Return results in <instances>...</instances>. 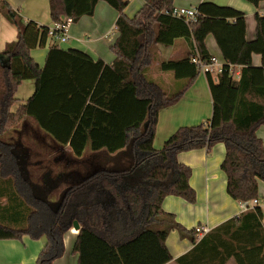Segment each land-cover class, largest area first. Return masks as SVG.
Wrapping results in <instances>:
<instances>
[{
    "label": "trees",
    "instance_id": "1",
    "mask_svg": "<svg viewBox=\"0 0 264 264\" xmlns=\"http://www.w3.org/2000/svg\"><path fill=\"white\" fill-rule=\"evenodd\" d=\"M47 1L52 22L66 17L77 22L92 15L99 0ZM104 1L118 12L112 63L53 41L42 67L31 50L46 45L48 26L24 20L0 1L1 14L17 30L16 39L0 51V199L5 200H0V239L45 235L36 264H51L62 254L63 235L76 220L77 264H165L172 259L165 239L176 229L193 242L176 264H225L230 258L236 264H264L259 206L221 222L199 239L194 229L186 230L161 206L167 195L195 200L191 168L176 155L210 149L217 142L225 146L220 168L229 196L241 202L258 196V180L264 181V147L256 135L264 125V15L255 13L256 37L247 40L245 13L231 6L203 1L196 7L197 21L190 23L164 13L173 0H143L133 17L124 12L127 0ZM246 1L257 5L262 0ZM209 34L224 61L215 77L206 73L211 116L204 123L177 128L156 149L159 110L175 103L197 77L193 58L202 64L212 61L205 44ZM179 38L189 42L186 54L160 59L158 45L171 46ZM253 54L260 55L259 66L253 65ZM152 69L171 73L180 87L169 92L149 74ZM25 79H34L35 90L11 112L14 94ZM27 119L54 145L67 147L75 160L88 148L95 171L43 195V181L33 177L50 170H36L41 164L29 159L27 146L13 135L16 125ZM89 165L83 166L89 170ZM65 166L67 171L74 163ZM6 210L13 219H4Z\"/></svg>",
    "mask_w": 264,
    "mask_h": 264
},
{
    "label": "crops",
    "instance_id": "2",
    "mask_svg": "<svg viewBox=\"0 0 264 264\" xmlns=\"http://www.w3.org/2000/svg\"><path fill=\"white\" fill-rule=\"evenodd\" d=\"M5 1L9 3L14 10H17L24 20H34L39 25L46 26H50L53 23L49 15L47 0ZM127 1L128 3L124 12L128 17H133L143 5V0ZM203 1L231 6L244 12L246 21L245 38L247 40H253L256 37L254 15L256 12L264 15V0L259 1L257 5H253L246 0H173V6L196 8ZM117 16L118 12L116 9L110 6L106 1L99 0L95 5L93 14L82 16L77 22H73L68 28V39L58 44L63 49L73 48L85 51L94 59L99 58L105 63L110 64L115 58L111 46L118 36L115 27ZM16 35L17 30L15 25L9 22L0 12V51L3 50L7 42L15 40ZM53 41L48 45L46 43L44 47H36L31 50L32 57L40 67L44 65L48 48ZM205 44L208 52L213 56L217 65L222 66L224 61L221 52L211 34L207 35ZM189 49L190 45L188 40L179 38L171 46L166 47L158 45V55L160 59H178L184 56ZM252 63L255 66H259L261 64L260 55L253 54ZM155 64L157 65V63ZM233 70L238 77L240 67H236ZM217 73L218 72H213L210 74L215 77ZM149 74L164 82L169 92L176 91L180 87V80H175L171 73L152 69ZM34 90V79L22 80L14 94L15 101L11 105L10 111L15 112L17 108L24 104L33 94ZM211 112L212 101L207 83V75L203 71H198L197 77L184 90L181 97L172 105L159 110L153 139L154 148L160 149L164 141L177 128L206 122L210 118ZM13 132L15 136H18V141L27 146L30 160H32L30 157L31 147H28L30 144L26 141H31L35 145L40 146L43 143V138L46 137L50 139L37 127L32 119H27L18 123ZM38 133L41 135L40 140H38ZM256 135L262 140L264 147V125L257 128ZM57 150H59V152H62V150L69 151L67 147L61 148L60 146L57 147ZM86 150L89 154H92L88 149ZM34 153L36 156L38 155L36 149H34ZM224 154V144L222 142H217L210 149L205 147L196 148L181 151L176 155L179 162L191 168L189 184L195 191V200L194 202H189L177 195H167L163 199L161 206L165 212L172 213L175 220L186 230H192L197 225L207 226L211 229L221 222L243 212L241 209V201L233 199L226 191V175L220 168ZM91 159L88 160L90 163L89 170L71 169L66 172L57 173L55 176L57 183H55V185L52 184L51 188H58L62 182L79 180L83 178L85 174H88L90 170L95 171L96 167L95 164L90 161ZM74 161L76 160H74L73 157L68 158L65 161V165L71 164V162ZM34 162L36 166L41 163L40 160H35ZM62 174H64V179L61 180L59 175ZM37 177V181H43L44 186L39 187L41 192L43 191L46 195L48 190H46L45 187L49 186L46 185L47 180L54 179L52 170L50 169L49 174L41 173L39 175L35 173L33 178ZM45 177L47 178L44 179ZM2 198L3 197H1V201ZM257 198L259 200L258 206L261 208L264 215V181L262 180H258ZM10 212L7 210L4 211L3 216L5 220L13 219L12 217L14 216ZM78 229L74 228L72 225L71 228L64 233L63 252L59 257L54 259L51 264H77L78 254L73 252V244ZM196 239L199 238L196 237ZM46 241L47 238L45 235L39 238H32L27 234L22 235L19 239H0V264H36L37 256ZM165 245L172 256V259L165 264H176L175 259L190 250L193 246V242L188 236H181L176 229H171L165 239ZM225 264H236V262L230 258Z\"/></svg>",
    "mask_w": 264,
    "mask_h": 264
},
{
    "label": "built area",
    "instance_id": "3",
    "mask_svg": "<svg viewBox=\"0 0 264 264\" xmlns=\"http://www.w3.org/2000/svg\"><path fill=\"white\" fill-rule=\"evenodd\" d=\"M164 13L170 14L174 17H179L185 19L187 22L194 23L197 21V9L194 7H175L172 6L171 9H165ZM72 19L70 17L63 18L61 21L53 22L50 26H48V38H52L55 42H64L68 39V28L72 24ZM193 62L198 65V71H203L205 73H213L220 72L222 66H218L215 62L214 58L212 61L206 64H202L196 58H193ZM259 205V200L257 197L252 198L247 201L241 202L242 211H246L250 208ZM264 224V219H263ZM196 237L200 238L205 233H207L210 228L207 226L197 225L195 228Z\"/></svg>",
    "mask_w": 264,
    "mask_h": 264
},
{
    "label": "rangeland",
    "instance_id": "4",
    "mask_svg": "<svg viewBox=\"0 0 264 264\" xmlns=\"http://www.w3.org/2000/svg\"><path fill=\"white\" fill-rule=\"evenodd\" d=\"M51 41H53L52 38H50V37L47 38V40H46L47 45L49 43H51ZM57 43L60 44L61 42L58 41ZM29 122H31V121H29ZM14 134L15 133L13 132V135ZM35 134H37V133H35ZM40 137H41V135L38 133V140L41 139ZM23 138H25V137H23ZM42 141H43V143L40 146L35 145L31 141H26V142H28L30 144V145H28V147H31L30 148L31 149V151H30L31 156L30 157H31V159L33 161L40 160V162H41L40 163L41 164V167L37 168L36 170L44 169L45 166H46L47 169H49V170L51 169L52 170V176H53V178H55V176H56L57 173H61V172H63V171L66 170L65 169V167H66L65 166V164H66L65 161L68 158H72V157H71V155H70V153H69L68 150H65V151L62 150V152L60 151L61 152L60 153L59 150H57V147L58 146L57 145H54V143H52V141L50 139H48V138L45 137V138H43ZM33 148L36 149V152H38V155L37 156L35 155ZM85 152H87V153H85ZM85 152H84L85 154L81 158H79L78 160H76L74 162H71V163H74V166H70L69 167L70 169H68V170H71V169H81V170H83V169H85V167L83 165L86 162H88V160L91 159L92 156H93L92 154H89L87 150ZM56 158H57V160H56ZM64 158H65V160H64ZM75 164H77V165H75ZM65 174H67V173H65ZM59 176H60V179L61 180L64 179L63 178L64 174L59 175ZM33 179L34 180H37L38 177L37 178H33ZM53 180H55V183H57V179H53ZM53 182H52V184H53ZM58 189L60 190V188H58ZM2 202L4 203L5 200L2 199ZM231 262H233V261H231Z\"/></svg>",
    "mask_w": 264,
    "mask_h": 264
},
{
    "label": "flooded vegetation",
    "instance_id": "5",
    "mask_svg": "<svg viewBox=\"0 0 264 264\" xmlns=\"http://www.w3.org/2000/svg\"><path fill=\"white\" fill-rule=\"evenodd\" d=\"M54 179H56V178H54ZM53 181H54V180H50V179L47 180L46 185H49V186H48V187H47V186L45 187L46 190L49 191V190L53 189V188H51L52 185H50V184H52L51 182H53ZM53 185H55V182H53ZM49 188H50V189H49ZM42 194L45 195V194L43 193V191H42Z\"/></svg>",
    "mask_w": 264,
    "mask_h": 264
},
{
    "label": "water",
    "instance_id": "6",
    "mask_svg": "<svg viewBox=\"0 0 264 264\" xmlns=\"http://www.w3.org/2000/svg\"><path fill=\"white\" fill-rule=\"evenodd\" d=\"M72 225H73L74 228H76V229L79 228V223H78L76 220L73 221V224H72Z\"/></svg>",
    "mask_w": 264,
    "mask_h": 264
}]
</instances>
